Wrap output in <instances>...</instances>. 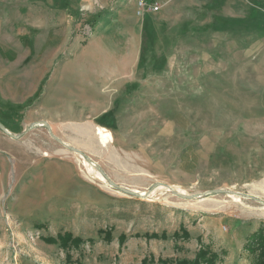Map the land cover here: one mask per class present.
Masks as SVG:
<instances>
[{"label":"rangeland","instance_id":"374dc122","mask_svg":"<svg viewBox=\"0 0 264 264\" xmlns=\"http://www.w3.org/2000/svg\"><path fill=\"white\" fill-rule=\"evenodd\" d=\"M125 1L87 17L82 0H0V264H173L200 244L216 264H253L264 3L164 0L138 17ZM180 227L189 239L172 238ZM64 232L86 241L69 259L42 239Z\"/></svg>","mask_w":264,"mask_h":264},{"label":"trees","instance_id":"16d2710c","mask_svg":"<svg viewBox=\"0 0 264 264\" xmlns=\"http://www.w3.org/2000/svg\"><path fill=\"white\" fill-rule=\"evenodd\" d=\"M181 231V233H179ZM179 231H175L172 234V238L175 240L178 239H189L190 234L186 228L180 227ZM147 239H165L166 235L162 233L158 235L157 233L146 234ZM104 239H112L111 232L106 230L104 231ZM47 243H56L62 250H66V259H69L71 256L69 254V250L71 248L78 249L81 244L86 241L78 236H73L70 232L58 233L55 237L46 236L42 238ZM125 236L120 234L118 236L119 243L123 242ZM92 239H87V242H92ZM174 247L176 249L179 248V245L175 243ZM245 249L254 254L253 264H264V226H260L256 231H254L248 237L245 245ZM219 258V254L213 251L207 245H199L194 257L192 259H180L174 260L173 264H216V260ZM150 262H154V258L144 257L142 258L140 264H149ZM157 262L159 264H170L171 262L168 259L158 258Z\"/></svg>","mask_w":264,"mask_h":264},{"label":"crops","instance_id":"0c3cea01","mask_svg":"<svg viewBox=\"0 0 264 264\" xmlns=\"http://www.w3.org/2000/svg\"><path fill=\"white\" fill-rule=\"evenodd\" d=\"M114 0H82L83 5L85 11H84V16L86 15L87 17L92 16L91 14H89V12L97 7V6H106L108 5V3H112ZM116 2H120L122 0H115ZM147 1H153V0H147ZM154 1H158V2H163L164 0H154ZM168 1V0H167ZM233 0H230L229 2H232ZM243 1V0H241ZM136 2L137 0H126L122 10L126 11L125 8H127V5L130 4V8L129 11L133 12L136 6ZM258 3L262 4L264 3V0H257ZM99 3V4H97ZM96 4V5H95ZM82 7V5H81ZM103 8V7H102ZM82 14V13H81ZM86 17V18H87ZM88 19V18H87ZM87 33H90V31L88 30ZM8 141L5 139V137L0 133V179H4L5 175L9 172V150H8ZM1 184V183H0ZM2 186L0 185V192H1Z\"/></svg>","mask_w":264,"mask_h":264},{"label":"bare ground","instance_id":"6f19581e","mask_svg":"<svg viewBox=\"0 0 264 264\" xmlns=\"http://www.w3.org/2000/svg\"><path fill=\"white\" fill-rule=\"evenodd\" d=\"M96 134L98 135L99 141L101 143L102 146H105L107 143L111 142L112 140V135L110 133V131L102 126H97L96 127ZM83 163L85 165H87V169L89 172L91 173H95L97 178L104 181V177L101 173L97 172L90 164H87V162L85 160H83ZM171 187V186H170ZM172 188V187H171ZM174 191H176L177 193H179L180 195L185 194L184 190L181 188H173ZM141 194H144L143 191H140Z\"/></svg>","mask_w":264,"mask_h":264},{"label":"built area","instance_id":"2783aa9c","mask_svg":"<svg viewBox=\"0 0 264 264\" xmlns=\"http://www.w3.org/2000/svg\"><path fill=\"white\" fill-rule=\"evenodd\" d=\"M160 7L161 5L158 1L137 0L136 15L138 17H143L147 14H152L159 11Z\"/></svg>","mask_w":264,"mask_h":264},{"label":"water","instance_id":"95a60500","mask_svg":"<svg viewBox=\"0 0 264 264\" xmlns=\"http://www.w3.org/2000/svg\"><path fill=\"white\" fill-rule=\"evenodd\" d=\"M0 129L3 131V132H5V133H7L8 135H12L11 134V132L8 130V129H6L4 126H2L1 124H0ZM76 150V149H75ZM76 151H79V150H76ZM79 153V152H78ZM81 154V153H80ZM178 194V193H177ZM178 195H180V194H178Z\"/></svg>","mask_w":264,"mask_h":264}]
</instances>
